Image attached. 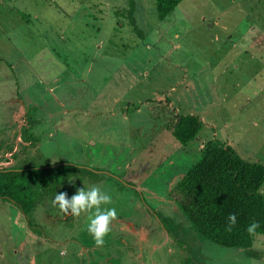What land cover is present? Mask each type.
<instances>
[{
  "label": "rangeland",
  "instance_id": "rangeland-1",
  "mask_svg": "<svg viewBox=\"0 0 264 264\" xmlns=\"http://www.w3.org/2000/svg\"><path fill=\"white\" fill-rule=\"evenodd\" d=\"M4 1L0 26L4 19V28L12 29L7 33L12 42L6 41L11 46L5 47L0 39V53L7 51L6 64L13 70L1 69L0 79L22 76L28 90L37 85L49 105L44 98L40 101L38 123L21 135L22 141L40 139V153L18 142L27 149L19 164L77 167L66 169V178L35 195L38 204L31 219L40 235L17 229V207L0 199V264L16 261V254H10L13 243L20 247V264H32L25 260L28 255L36 264H74L72 249L81 245L94 248L90 263L80 254L84 264H158L160 254V264H184L187 259L190 264H264L263 234L248 248L218 245L198 236L176 202L167 200V187L199 160V146L209 139L230 141L245 160L264 164V47L253 45L258 37L250 41L254 29H264V0H183L164 19L158 17L155 0ZM261 64L263 70L256 75L254 69ZM98 93L101 102L91 106L88 102ZM58 100L70 108L68 115L59 112ZM176 109L202 121L199 134L186 145L168 142L161 131L164 126L169 132ZM82 110L103 113L84 117ZM110 110L114 113L105 114ZM5 115L0 114L2 150L3 134L8 135L4 128L11 129ZM149 147L153 151L145 150ZM140 162L147 165L145 171L132 168L138 169ZM103 170L109 176L93 173ZM134 173L140 178L129 183L156 189L160 199L126 187L123 178ZM99 178L105 183H98ZM92 186L112 198L101 208L117 212L103 247L87 231L95 209L81 213L84 222L77 216L64 221V213L52 206L60 189H67L70 199L77 189ZM146 216L148 239L161 247L153 253L143 249L130 261V249L124 246L137 252L138 240L129 238L117 221L139 229ZM165 227L174 240L166 239Z\"/></svg>",
  "mask_w": 264,
  "mask_h": 264
},
{
  "label": "trees",
  "instance_id": "trees-1",
  "mask_svg": "<svg viewBox=\"0 0 264 264\" xmlns=\"http://www.w3.org/2000/svg\"><path fill=\"white\" fill-rule=\"evenodd\" d=\"M182 1L155 0L158 17L166 18ZM263 33L264 29L257 27L250 36V41L258 37V43L253 42L256 48L264 47ZM201 127L202 121L197 115L182 113L175 114L167 125L169 132L183 145L194 140ZM200 152L199 160L171 186L170 198L198 236L225 247H251L257 235H264V196L259 191L264 182V164L245 160L231 145L215 138L205 141ZM74 165L1 168L0 199L12 202L23 213L32 232L40 235L31 219L38 204L35 195L47 192L45 187L58 184L61 177L66 178L69 172L65 170ZM232 213L237 222L228 231L227 217ZM160 221L164 224L162 219ZM253 222L259 227L250 235L247 228ZM166 231L174 240L172 232L168 228ZM184 264H190L189 260Z\"/></svg>",
  "mask_w": 264,
  "mask_h": 264
},
{
  "label": "crops",
  "instance_id": "crops-1",
  "mask_svg": "<svg viewBox=\"0 0 264 264\" xmlns=\"http://www.w3.org/2000/svg\"><path fill=\"white\" fill-rule=\"evenodd\" d=\"M5 4L6 3H5L4 0H0V11H2L5 8V6L7 5V4L6 5ZM2 16H4V15L2 14ZM11 31H12V29L7 31L4 28V19H3V23L0 26V39L4 40L5 47H6V45L11 46L10 43L12 42V40L7 35V33H10ZM13 36L15 37V35H13ZM6 41H8L10 43H8ZM258 48H260V47H258ZM253 50H254V48H253ZM6 54H7L6 50L5 51L2 50V52L0 53V65H1L0 66V71H1V69H11V70H13V68H12V66L10 64H8L9 67L6 64V60H7ZM254 70L259 72V73L256 72V75L257 74L259 75L260 71L263 70L262 64L260 65L258 70H257V68H255ZM21 75H22V73H21ZM37 88H38V86L36 85V87L33 89V86L31 84V86H30V88L28 90V84L27 83H22V76H21V78H19V76L17 74H16L15 78H13L12 76L8 75V76H4L3 79H0V114L5 113L6 115L3 118L9 117V118H7L8 119L7 121L11 122L9 125H7L8 127L11 128L10 131L8 132V129H6V128H4V131H3V132L8 133V135H5V134L2 133L4 135L3 138L5 139L3 145H4V147L6 149L2 150L0 148V169L1 168L18 169V168L31 167V166H23V165L19 164V163H22V160L25 159V156L27 154V149L24 150L25 146H28V147L34 149V151H33L34 153L36 151L38 152V154L40 153L38 151L39 147L41 146L40 139L36 138L37 142L35 143L34 141H30V140L22 141V138H21L22 134H24L27 130H30V129L32 130V128L38 123L40 115L36 114V112L38 110V107L43 105V104L40 103V101H43V98H44V104L46 103V105H48V101H47L46 97L44 96L43 93H41L39 90H37ZM33 90H36V92H33ZM50 90H52V89H50ZM50 94H51V91H50ZM92 97L94 98V101H89V102L87 101L91 106H96V105H98L101 102V100H100L102 98L101 94H99V93L98 94H94ZM54 99H56V97H54ZM167 100L168 99H166V101ZM114 101H115V97H113V102ZM142 101L143 100L138 101L139 102L138 104H142L141 106L144 105V102H142ZM87 102H86V104H87ZM56 103L60 107V111L59 112H61L62 115L65 116V115H68L70 113V108L65 109V106L62 104L61 100H58ZM145 103L146 104H150L149 101L145 102ZM1 108H4V109H1ZM175 111H176V113L179 112L177 109ZM102 113H103L102 110H98V111H94V112L93 111H89V110H82V114H84V117L89 116L88 114H94L95 116H97V114H102ZM109 113L113 114L114 112L112 110H110L109 112H106L105 114H109ZM122 114L124 115V116L122 115L124 120H128L129 119L128 115H126L125 113H122ZM32 124H34V126ZM17 131L18 132L20 131V132L17 133ZM161 131L164 134L165 138L167 137L169 139V140H167L168 142L173 143L174 145L178 144L177 143L178 141L176 139H174L175 137L172 135V133H169L168 131L166 132L164 126L161 129ZM0 132H1V130H0ZM50 133H51V131H50ZM2 141H3V139H2ZM18 142H20V143L22 142L24 147L21 146V144L18 143ZM225 143H227L229 145H232V143L230 141L225 142ZM202 145L203 144H201V146H199V147L201 148ZM145 150H147V152H151V151H153V148L149 147V148H145ZM9 153L11 154V156H8ZM17 153H19L18 157L16 156ZM9 158H11V159L7 160ZM248 161H250V162H258V161H254V159H251V160L249 159ZM56 163H54V164H56ZM47 165H51V164H47L46 163L45 165H42V166H47ZM136 166H138L139 168L136 169L135 165L132 166V168L135 169L136 171H140V170L145 171V169L147 167V165L144 164L143 162H140ZM93 173H94V175H98L99 174L102 177H105L106 175L109 176V174L105 170L96 171V172H93ZM144 174H145V172H144ZM125 177L127 179L123 178V180L125 182H127L126 187H128L130 189L138 188L137 190H139L140 194H141V192H145V193L148 194L149 197H152V195H155L157 198L160 199V196L155 192L156 189L151 188V187L141 186L139 184L131 185V183H129V182L133 181L132 179H134V181H136L137 178L138 179L140 178V176H138L137 173H134L133 175L127 174V176H125ZM99 179H101V180H98V183H103V184L105 183L104 179H102V178H99ZM135 183H133V184H135ZM167 188H168V192H169V190L171 189V186H169ZM259 191L264 196V182L260 186ZM61 192H65L68 195L69 191L67 189H63V190L60 189L58 193H61ZM54 195H56V194H54ZM130 199H132V198L130 197ZM139 199L142 201V203L144 205L147 206V204H145L143 202V198H139ZM167 200L168 201L171 200L173 202V200L170 198V196H167ZM17 211L19 213L17 214V218H16V223L15 224L18 226L16 228L20 229V230H23L22 232L24 234L26 232H31L32 228L28 225V223L26 221V218L23 215V213L20 212L18 209H17ZM37 215H38V213H36V216ZM78 217H79V220L84 222V215L81 214ZM70 218L75 219V216L65 215L64 214V216L61 217V219L64 220V221L68 220ZM51 219L56 221L57 219H60V218L51 217ZM142 220H143V223L138 222V224L140 226L139 229H136V227L133 225V223H128L127 221H122L121 219H120V221H117V223H119V225H121V228H122L123 231H125V227L127 228L128 234H129L127 236L129 238H131V239L135 238V242H136V240H138V242L135 244L136 245V251H137V249L139 250L137 252L132 250L131 247H127L126 245L124 246V247L130 249L128 251V253H129V258L128 259L130 261L132 259H134L132 257H136L137 255L140 256L143 253V249H148L149 252L153 253L156 249L161 247V243H156V242L150 243V241L148 239V233H147L148 232V228L147 227H149V225H148L149 224V220H147V216L146 217H142ZM19 222H22V224L24 223L26 226L22 225ZM33 227L34 228L35 227L38 228V224L33 222ZM146 228H147V230H146ZM33 232H34V230H33ZM166 233H167V231H166ZM170 238L171 237H170L169 234L166 235V239L167 240L170 239ZM69 239L72 240L73 239L72 236H70ZM128 245L132 246L129 243H128ZM163 245H164V242H163ZM19 248L20 247H17L14 243L10 245V254H11V256L14 257V254H16V257H14L16 259V261L12 260L13 264H15V263L16 264H20V261L18 259V257H19V255H18ZM73 249H75V246L73 247ZM73 249H72V252L74 254V264H84V263L79 261L81 253H82L81 254L82 257H86V258L92 257L91 255L94 256V253H93L94 252V248H90V246L81 245L78 248V250L77 249L73 250ZM22 250H24V248ZM3 254H4V251H3L2 248H0V257H2ZM162 256L163 255L160 254L159 258L156 260V262L158 264H160V262L162 261ZM76 257H78V260H76ZM149 258L151 259V256ZM88 259H89V263H90L91 262L90 260L92 258H88ZM25 260L27 262H31L32 264H36V261H37L36 259L34 261V258H32V256H30V255L25 257ZM152 262L154 263V261H151V262H148V264H153ZM95 264H97V263L95 262Z\"/></svg>",
  "mask_w": 264,
  "mask_h": 264
},
{
  "label": "clouds",
  "instance_id": "clouds-1",
  "mask_svg": "<svg viewBox=\"0 0 264 264\" xmlns=\"http://www.w3.org/2000/svg\"><path fill=\"white\" fill-rule=\"evenodd\" d=\"M112 198L107 191H102L100 186H92L90 189H77L70 199L65 192L57 193L52 201V206H58L60 211L65 215L80 216L84 212H92L94 214L89 216V223L87 226L88 233L93 237L94 243L97 247H103L105 237L110 232L111 223L116 220L117 212L115 208L102 209L101 205L111 204ZM227 230L231 231L232 227L237 222V217L234 213L227 217ZM259 224L251 223L247 231L250 235L255 234Z\"/></svg>",
  "mask_w": 264,
  "mask_h": 264
},
{
  "label": "flooded vegetation",
  "instance_id": "flooded-vegetation-1",
  "mask_svg": "<svg viewBox=\"0 0 264 264\" xmlns=\"http://www.w3.org/2000/svg\"><path fill=\"white\" fill-rule=\"evenodd\" d=\"M9 169V168H8ZM39 227V226H38ZM60 254H63L62 252H60Z\"/></svg>",
  "mask_w": 264,
  "mask_h": 264
}]
</instances>
